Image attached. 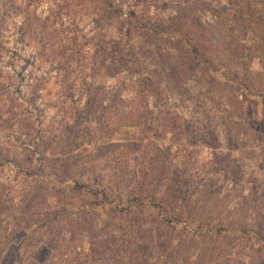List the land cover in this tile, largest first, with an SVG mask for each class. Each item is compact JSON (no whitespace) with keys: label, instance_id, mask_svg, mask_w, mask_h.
I'll return each mask as SVG.
<instances>
[{"label":"rangeland","instance_id":"374dc122","mask_svg":"<svg viewBox=\"0 0 264 264\" xmlns=\"http://www.w3.org/2000/svg\"><path fill=\"white\" fill-rule=\"evenodd\" d=\"M231 1L0 0V264H264V0Z\"/></svg>","mask_w":264,"mask_h":264},{"label":"trees","instance_id":"16d2710c","mask_svg":"<svg viewBox=\"0 0 264 264\" xmlns=\"http://www.w3.org/2000/svg\"><path fill=\"white\" fill-rule=\"evenodd\" d=\"M191 1V0H190ZM255 2V1H254ZM234 4V2L233 1H231V0H228V4ZM236 5V7L234 8L233 7V9L231 10L233 13V15H232V21H233V26H229V29H228V31H231V29H237V26H236V24H235V22L237 21L238 22V20H239V18L240 19H243L244 18V15H243V13H244V11L241 9L242 7H241V5L239 4V3H235ZM210 8H212V11L215 13V11H218V9L219 8H217V7H210ZM223 11H226V9H223ZM252 12H253V10H252ZM251 13V12H250ZM215 17H216V19L218 18L216 15H214ZM180 18H178V20H179ZM177 20V19H176ZM175 19H173L172 20V23L173 22H175L176 21ZM253 20H255V17H253V16H250V19H249V21H248V23H250V25L251 24H253ZM229 38L230 39H232L233 40V42H234V45H235V38L236 37H234V35H229ZM238 38V37H237ZM221 40H222V37H220V42H221ZM239 45V44H238ZM217 46L219 47V46H221L220 44H218L217 43ZM214 58H217V57H214ZM213 60L212 59H210V61H209V63L210 64H213ZM260 74H258V73H253L252 71H246V78L245 79H243V81H241L242 82V84L243 85H241V87H245V90H247V92L248 93H252V94H255L256 96H259L261 99H262V102H261V104H258V103H255V105H256V107L258 108L260 105H261V107H262V112H263V114H264V91H258L257 89H255L256 87H255V85H256V77H258ZM251 79H252V81H251ZM245 80V81H244ZM253 82V83H252ZM235 84V83H234ZM236 85V84H235ZM263 119H264V116H263ZM262 133V132H261ZM253 232H255V234L261 239V240H263L264 241V232L262 231V230H258V232H256V231H254L253 230Z\"/></svg>","mask_w":264,"mask_h":264}]
</instances>
